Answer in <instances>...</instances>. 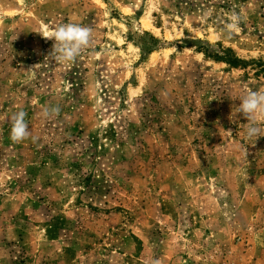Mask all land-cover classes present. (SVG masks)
I'll list each match as a JSON object with an SVG mask.
<instances>
[{"label":"rangeland","instance_id":"obj_1","mask_svg":"<svg viewBox=\"0 0 264 264\" xmlns=\"http://www.w3.org/2000/svg\"><path fill=\"white\" fill-rule=\"evenodd\" d=\"M68 22L94 41L60 65L43 36ZM250 90L264 0H0V264H264Z\"/></svg>","mask_w":264,"mask_h":264},{"label":"clouds","instance_id":"obj_2","mask_svg":"<svg viewBox=\"0 0 264 264\" xmlns=\"http://www.w3.org/2000/svg\"><path fill=\"white\" fill-rule=\"evenodd\" d=\"M242 22V16L233 12L229 22L225 24L226 38H231L233 34L239 33ZM43 37L54 41L50 55L60 65H68L74 62L85 50L92 46L94 41L91 27L72 22L58 25L52 33L45 34ZM60 111L59 106H45L42 108L41 115L43 118H48L51 115L58 116ZM238 113L243 114L248 121L245 129L247 138L255 137L257 140L260 136H264L262 134L264 129L258 123V121L264 122V91H248L240 99ZM26 116L25 111L19 110L9 117L11 124L10 140L13 143H21L27 139L35 142L38 139L30 131Z\"/></svg>","mask_w":264,"mask_h":264},{"label":"trees","instance_id":"obj_3","mask_svg":"<svg viewBox=\"0 0 264 264\" xmlns=\"http://www.w3.org/2000/svg\"><path fill=\"white\" fill-rule=\"evenodd\" d=\"M231 64L235 66L237 63L233 62V63H231Z\"/></svg>","mask_w":264,"mask_h":264}]
</instances>
